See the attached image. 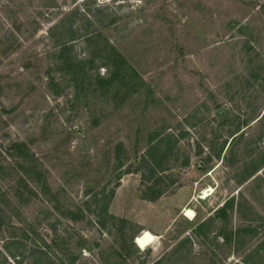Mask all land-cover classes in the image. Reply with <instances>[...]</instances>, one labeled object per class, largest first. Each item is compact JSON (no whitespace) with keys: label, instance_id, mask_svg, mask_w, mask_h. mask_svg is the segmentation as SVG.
Segmentation results:
<instances>
[{"label":"rangeland","instance_id":"1","mask_svg":"<svg viewBox=\"0 0 264 264\" xmlns=\"http://www.w3.org/2000/svg\"><path fill=\"white\" fill-rule=\"evenodd\" d=\"M0 264H264V0H0Z\"/></svg>","mask_w":264,"mask_h":264},{"label":"trees","instance_id":"2","mask_svg":"<svg viewBox=\"0 0 264 264\" xmlns=\"http://www.w3.org/2000/svg\"><path fill=\"white\" fill-rule=\"evenodd\" d=\"M77 32V31H76ZM76 32L75 31H70V32H68L66 35H70V37H63L62 38V41H61V43H58L60 46H62L61 47V49H62V51L61 52H65V51H69V49H71L70 48V46H66V44H68L69 42H73L76 38H75V36H77L76 35ZM66 38V39H65ZM18 147L17 146H15V145H12V147H10V148H8L7 146H6V148H5V151L6 152H10V151H12V150H15V149H17ZM22 149H24L25 150V152H29L28 151V149H27V147L25 146V145H22V147H21ZM28 155H29V153H28ZM30 157H32L33 158V155L31 156L30 155ZM144 164H145V166H146V170L149 172V173H151V172H153V170H154V167H151L150 165H149V162L148 161H144L143 162ZM22 181H23V179H21ZM145 200H147V201H150V202H154V199H145ZM224 211V209H219V210H217L216 211V215L218 216L220 213H222Z\"/></svg>","mask_w":264,"mask_h":264},{"label":"water","instance_id":"3","mask_svg":"<svg viewBox=\"0 0 264 264\" xmlns=\"http://www.w3.org/2000/svg\"><path fill=\"white\" fill-rule=\"evenodd\" d=\"M216 114L218 115V122H221L224 118H226V111L225 108L222 107L219 110L216 111ZM8 148L11 147L10 144L7 145Z\"/></svg>","mask_w":264,"mask_h":264},{"label":"bare ground","instance_id":"4","mask_svg":"<svg viewBox=\"0 0 264 264\" xmlns=\"http://www.w3.org/2000/svg\"><path fill=\"white\" fill-rule=\"evenodd\" d=\"M206 192H207V191H206ZM203 194H204V193H203ZM204 196H205V198H206L207 193H205ZM204 196H203V198H204ZM184 212H185L184 216H185L186 218H188L189 220H192V219L194 218V213L192 212V210L186 208V209L184 210Z\"/></svg>","mask_w":264,"mask_h":264}]
</instances>
